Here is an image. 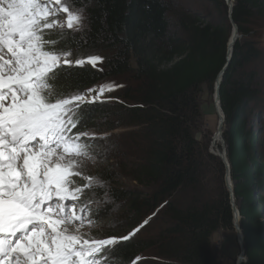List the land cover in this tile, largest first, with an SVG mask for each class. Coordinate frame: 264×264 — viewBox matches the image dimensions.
Masks as SVG:
<instances>
[{
  "label": "trees",
  "instance_id": "16d2710c",
  "mask_svg": "<svg viewBox=\"0 0 264 264\" xmlns=\"http://www.w3.org/2000/svg\"><path fill=\"white\" fill-rule=\"evenodd\" d=\"M208 1L218 17L178 7L173 0H75L74 7L84 9L83 28L50 33L56 41L52 47L69 52L61 58L72 61L60 63L56 91L84 95L112 78L127 81L111 103L85 102L76 110L83 131L97 127L100 119L109 130H131L123 143L133 160L124 168L138 187H111L110 204L100 211L94 205L108 196L103 188L78 203L99 226L113 219L116 205L125 206L126 226H102L89 237L148 232L144 239L133 234L120 243L130 248L116 255L115 264H220L213 236L234 231L225 167L196 137L202 93L215 86L227 64L233 31L225 0ZM232 1V18L243 37L222 77L224 138L241 215L243 264H264V141L253 123L264 120L257 115L264 113V0ZM96 54L103 62L93 67L87 57ZM77 59L86 62L76 65ZM104 169L100 174L114 182L110 165ZM84 179L75 178L81 185ZM210 179L215 186L201 195L200 187Z\"/></svg>",
  "mask_w": 264,
  "mask_h": 264
},
{
  "label": "snow or ice",
  "instance_id": "6c2138e0",
  "mask_svg": "<svg viewBox=\"0 0 264 264\" xmlns=\"http://www.w3.org/2000/svg\"><path fill=\"white\" fill-rule=\"evenodd\" d=\"M74 4L0 0V264H97L104 246L132 235L89 241L74 227L82 223L81 197L103 188L95 177L82 185L75 180L94 161L88 141L96 137L76 121L85 95L54 88L61 57L70 53L53 48L50 33L83 28L84 9ZM61 12L66 24L57 19ZM98 62L99 55L87 57L93 67Z\"/></svg>",
  "mask_w": 264,
  "mask_h": 264
},
{
  "label": "rangeland",
  "instance_id": "374dc122",
  "mask_svg": "<svg viewBox=\"0 0 264 264\" xmlns=\"http://www.w3.org/2000/svg\"><path fill=\"white\" fill-rule=\"evenodd\" d=\"M173 1L176 6L178 7L185 6L188 9L195 11L196 13H200V15L202 16H206L209 12L212 14L213 17L214 16L218 17V12L216 11V7L212 5V3H210L208 0H173ZM57 19L66 24L65 13L62 12L59 13ZM261 33H262V39H264V28L261 29ZM227 52H228V48H227ZM96 55H102V54H96ZM61 61H63V58H61ZM97 65H99V62L97 63ZM104 82L105 83L95 88L94 95H88L87 97H85V101L87 100L92 101L91 99L96 97L97 100L94 102L111 103L113 101L112 99L118 98L116 97L117 94L121 91L123 87H125L127 81L117 77V78L109 79ZM109 84L113 86V89L111 91L105 90L101 94L100 89L103 88L105 85H109ZM215 86L210 89L204 88V92L202 93L201 96L202 111H201L200 119H198L197 121L196 137L199 139L201 145L206 146L208 153H210L211 155H214L212 152H215L216 154L219 155L221 154L223 155L224 153L227 157V143L224 138V131L226 129L227 120L222 125V132L221 134H219L221 141L218 147L219 150H222L221 152H218V149L217 147H215L213 141L216 133L218 134L220 122L223 116L220 109V105H217V100H215L214 98ZM263 90H264V85H263ZM257 115L258 118L264 117V113L261 112L260 110ZM256 120L257 118L256 119L254 118L253 123H255L256 129L260 130L262 135V140L264 141V120L257 123ZM97 124H98L97 127L88 131L89 133L94 134V136L96 137L95 139L88 141L93 145L92 149L90 150V155L94 157V161L88 160L87 166L84 169L82 176L80 177L85 178L87 176H91L97 178L103 184L104 192L109 191L111 187H124L131 189L134 187H138L136 182H134L131 179V176L128 175V169L125 170L124 168V164H131L133 160L132 156H130L127 152H125L126 145L123 143V141L127 139L126 136H128L129 134L128 132L131 130L129 128H121V127L115 128L114 130H109L108 125H106L105 119H100ZM252 128H254L252 129V131L254 130V132L256 133L257 130H255V127ZM214 157L218 159V161H220L218 156L216 157L214 155ZM220 163L222 162L220 161ZM108 165H110V169L115 177L114 182L109 181L108 178L103 177L102 174H100V172H102V170H105L104 168L108 167ZM225 173H226V168H225ZM84 180L87 181L86 179ZM224 181H225V177H224ZM214 186H215L214 180L210 179L208 181H204L203 185L200 187L202 189L200 194L201 195L207 194L209 190L211 191L212 187ZM106 193L108 194V196L104 195L105 199L100 201L98 204L94 205L95 210L100 211V206H103L105 204H110L111 201L110 195L108 192ZM235 203H236V207L239 210V205L237 204L236 198H235ZM82 204L86 205L83 202ZM231 209H232V204H231ZM124 211H125V206L116 205L113 208V215H114L113 219L111 221L106 220L105 222L104 221L101 222L99 221V222L105 228H112V229L118 228L120 230L124 226H126L127 222L129 221L128 217L124 215L125 214ZM232 213H233V209H232ZM86 215L87 218L81 215L82 223L80 220L74 222V227L79 229V232L84 236L85 239L86 237H89L88 235H95L94 234L95 230L100 229L102 227L88 217V212H86ZM239 215H240V211H239ZM240 220H241V215H240ZM233 225H234V213H233ZM147 228L150 229V226ZM151 233L154 234V231L151 230ZM97 234L101 236L103 233L98 232ZM130 234L132 235L138 234V230L132 231ZM148 235H149L148 232L144 234H140L139 232L138 234V236L142 239H144V237H148ZM122 242L125 241L121 240L117 245L114 246H104V248H107L105 249L106 250L105 257L98 259L99 260L98 264H105V263L113 264L115 262L118 263V261H116L117 258L116 255L120 254V252L122 253V251L126 250V248H130V246L127 247H125L124 245L120 246V243ZM213 243L215 248L214 251L217 256V260L219 261L220 264H236L237 259L239 258L241 253V248L235 228L234 231L221 230L215 233L213 236ZM142 255H145V253H142ZM124 264H133V263L124 262Z\"/></svg>",
  "mask_w": 264,
  "mask_h": 264
},
{
  "label": "water",
  "instance_id": "95a60500",
  "mask_svg": "<svg viewBox=\"0 0 264 264\" xmlns=\"http://www.w3.org/2000/svg\"><path fill=\"white\" fill-rule=\"evenodd\" d=\"M228 8H229V18L231 20V23L233 25V33L230 37V40L228 42V52H227V64L225 65V67L222 69V71L218 74L216 82H215V100H217V102L220 105V109L221 112L223 114L221 122H220V127H219V131L218 133L221 134L222 132V125L224 124V122L227 120V116L223 110L222 104H221V98H220V92H221V87H222V76L225 72V70L228 68V65L230 64L231 58H232V52L234 49V46L237 42V40L242 37V34L239 32V28L237 26V24L234 22L233 18H232V11H233V1L232 0H225ZM216 157H219V160L222 162V164L224 165V167L226 168V175H225V183L227 186V189L230 193V202L232 204V209H233V213H234V228L237 232V237L240 243V248H241V253L239 258L237 259L236 264H243L245 262V245H244V236H243V232L240 228V215H239V210L236 207V203H235V198H234V185L232 183V177H231V169H230V164L228 162V159L226 157V155L223 153V155H219L216 154L215 152H212ZM213 155V156H214Z\"/></svg>",
  "mask_w": 264,
  "mask_h": 264
},
{
  "label": "bare ground",
  "instance_id": "6f19581e",
  "mask_svg": "<svg viewBox=\"0 0 264 264\" xmlns=\"http://www.w3.org/2000/svg\"><path fill=\"white\" fill-rule=\"evenodd\" d=\"M92 101H93V99H91ZM217 105H219V103L217 102ZM218 108V107H217ZM220 113V112H219ZM214 145H215V147H217V149H218V152H221L222 150H219V147H218V145H219V143H220V141H221V138L219 137V133L217 134L216 133V135H215V137H214ZM216 149V148H215ZM76 214L77 215H79V216H81V215H83L85 218H87V215H86V210L84 211V212H80V207H79V205L77 204V207H76ZM99 225V224H98ZM89 238H91L93 241L94 240H99V239H97V237H89ZM101 239H104V238H101ZM105 252V251H104ZM106 264V263H105Z\"/></svg>",
  "mask_w": 264,
  "mask_h": 264
}]
</instances>
